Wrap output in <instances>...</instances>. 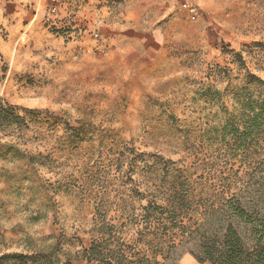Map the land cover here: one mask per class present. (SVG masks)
<instances>
[{
	"label": "rangeland",
	"instance_id": "1",
	"mask_svg": "<svg viewBox=\"0 0 264 264\" xmlns=\"http://www.w3.org/2000/svg\"><path fill=\"white\" fill-rule=\"evenodd\" d=\"M35 3L0 0V97L29 118L22 148L54 163L25 179L0 161V257H70L90 247L97 205L115 216L174 176L197 199L242 180L223 128L248 73L264 80V0Z\"/></svg>",
	"mask_w": 264,
	"mask_h": 264
},
{
	"label": "trees",
	"instance_id": "2",
	"mask_svg": "<svg viewBox=\"0 0 264 264\" xmlns=\"http://www.w3.org/2000/svg\"><path fill=\"white\" fill-rule=\"evenodd\" d=\"M7 70L0 57L1 79ZM244 91L236 98L240 109L223 128L232 155L244 157L242 180L221 184L209 198L197 199L194 185L174 176L172 182L138 193L134 203L124 202L115 216L97 205L90 247L70 257L58 247L36 255L6 254L0 264H179L181 248L200 263L264 264V80L248 73ZM20 111L0 97V161L22 163L28 169L24 178L31 179V170L38 174L54 160L22 148L31 123Z\"/></svg>",
	"mask_w": 264,
	"mask_h": 264
},
{
	"label": "crops",
	"instance_id": "3",
	"mask_svg": "<svg viewBox=\"0 0 264 264\" xmlns=\"http://www.w3.org/2000/svg\"><path fill=\"white\" fill-rule=\"evenodd\" d=\"M35 2V8H41V10H44L46 5H48V0H35ZM187 262H191V260H187Z\"/></svg>",
	"mask_w": 264,
	"mask_h": 264
},
{
	"label": "built area",
	"instance_id": "4",
	"mask_svg": "<svg viewBox=\"0 0 264 264\" xmlns=\"http://www.w3.org/2000/svg\"><path fill=\"white\" fill-rule=\"evenodd\" d=\"M186 5H187V4H186L185 2H183V6H185V7H186Z\"/></svg>",
	"mask_w": 264,
	"mask_h": 264
}]
</instances>
